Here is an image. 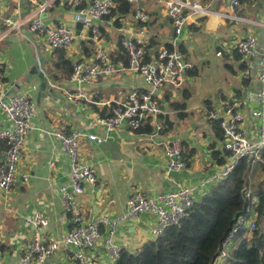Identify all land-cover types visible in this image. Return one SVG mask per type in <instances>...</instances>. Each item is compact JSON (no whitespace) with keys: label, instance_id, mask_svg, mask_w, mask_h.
<instances>
[{"label":"crops","instance_id":"crops-1","mask_svg":"<svg viewBox=\"0 0 264 264\" xmlns=\"http://www.w3.org/2000/svg\"><path fill=\"white\" fill-rule=\"evenodd\" d=\"M168 1L146 0L142 2L141 8L148 16V21L144 24L135 23L131 15L125 17L111 16L112 27L102 24V44L104 49L111 54L113 60H118V55L124 54L119 46L120 40L130 33H138L141 28L148 33L149 43L147 49L150 53H155L161 46L169 44L174 37V33L165 11V5ZM197 1L207 7L211 14L198 20L200 27L194 26L190 21L179 38L181 51L184 53L186 61L193 65V70L188 71L181 86L165 88L158 95V101L163 111L161 116L168 117V122L172 125L177 120L185 119L189 112L194 110L202 118L204 116L207 119L206 108L223 107L231 103L233 99L244 97L247 91L254 93L260 88L257 81L260 60L252 58L242 63L239 58L236 59L237 55L234 51L238 39L258 33L259 27L256 26V23L264 22L260 16L255 14V11H251L255 3H252L251 0V3L244 2L240 4L234 15L236 17L238 15L237 18L243 19L245 22L238 23L229 19H225V22L222 17L217 16V14L228 13L226 0ZM62 2V0H57L54 6L43 14L42 19L49 26L66 22L67 25L74 28L76 38L69 49L63 50L65 58L70 64L76 60H89L94 56L95 49L93 43L88 39V32L71 22L69 9ZM15 10L16 4L14 2L0 0V64L5 68V91L10 87L12 91L7 92L8 94H26L29 96L36 106V116L33 120V129L26 137L17 167V175H27L28 182L23 183L18 178L9 194H5L0 190V223H2L4 229V233L0 234V243H7L11 251V254L0 257V264L3 262L5 264L17 262L27 252L34 232L32 228L26 227L23 223L27 215L36 212L45 214L49 224L41 233L46 240L60 238L73 228L70 216L63 211L59 194L60 188L65 187L69 180V161L62 152L60 145L47 133L62 129L66 132H76L78 134L99 133L93 125L95 117H105L118 98L123 97L130 90L143 86L139 76L122 72L114 78H98L83 86L87 95L86 101L77 104L67 102L64 91L77 85L71 83L70 78L67 80L58 78L60 70L54 68L57 56L54 51L45 46L42 38L27 34V32H25L27 37L21 36L4 25L7 18L17 17ZM31 11L32 7L23 0L19 7V15L23 18L30 15ZM118 18L119 26H116L115 21ZM236 24H239L238 27L245 24L254 27V29L245 32L241 37H237L239 35L231 27V25L235 26ZM201 29L205 31L202 37L197 36ZM226 33L229 34L228 37L231 40L237 39L234 41L235 43L231 42L234 44H232L233 52L231 56L237 62V68L240 69L242 64H245L244 69L252 66L254 69L251 72V77L246 80L242 79V70L240 69L238 84L235 86L230 85L226 94L227 97L220 93L221 95L218 97H211L210 101H205L206 98H204L203 105L194 104V101L197 100L192 99L195 94V85L194 87L187 85L186 88L182 89L181 94H178L179 89L184 84H188L191 79L198 77L200 73L196 69V63L190 58L197 47L191 44V40H199L209 36L210 44H221L225 43ZM89 42L91 47H89ZM208 44L206 43L205 46ZM85 48H93L92 50H94V53L88 58L85 56ZM218 52L221 51L218 50ZM38 58L43 59L40 67L44 73L45 86L42 85L41 76L35 73L33 68ZM119 60L124 61L121 58ZM230 70L234 73L232 68ZM193 72H196V74L191 75ZM246 101L247 108L257 109L259 107L256 98L246 99ZM173 102L185 103L186 109L180 112V114H184L183 118L178 117V113L170 108V104ZM247 108H244L246 115L244 127L251 134L256 122L248 117ZM205 123L206 128L201 137L197 139L193 136L183 135L180 137L178 133H173L174 125L170 132L160 138V141L163 142L178 140L180 147L182 142H186L196 152L184 172L170 176L171 178L167 175L166 160L162 153V147L156 145L158 139L149 141L146 135L131 137L122 132L120 134L112 133L103 145L81 140V158L96 169L95 185H86L84 194L76 197L83 222L89 223L95 218L103 216L116 218L125 211L126 202L115 201L109 193V187L105 180V170L108 173V171L117 170L119 172L120 169L127 186L125 189L127 198L134 191H140L146 196H156L174 190L179 184L199 186L200 182L218 167L212 159L210 145L215 144V150L222 152L221 143L214 139L206 120ZM6 126L7 123L0 111V129ZM140 142L143 143L137 144ZM153 147L161 149V154L159 155L155 149H152ZM1 157L2 153L0 159ZM256 171L255 168L252 169L249 175L250 184L253 180L259 178H261L259 181H264V177H262L264 174L260 177V174ZM201 196V194H198L197 198ZM152 226V220L141 215L137 221L126 222L120 227L115 242L124 246L123 251H135L143 243L151 240L149 231ZM97 252L99 254L103 253L102 239L97 246ZM51 263L73 264L70 258L61 252L52 258Z\"/></svg>","mask_w":264,"mask_h":264},{"label":"built area","instance_id":"built-area-1","mask_svg":"<svg viewBox=\"0 0 264 264\" xmlns=\"http://www.w3.org/2000/svg\"><path fill=\"white\" fill-rule=\"evenodd\" d=\"M11 1L16 4L17 17L4 21V25L11 31L25 37H27L25 32L39 36L51 51H63L72 46L76 38L73 27L66 22L49 26L42 19L43 14L51 9L57 0H25L32 7V11L23 18L19 15V7L23 0ZM62 1L69 9L71 22L88 32V39L95 49L94 56L89 60L72 62L70 82L77 86L64 91L67 102L77 104L86 101L87 95L83 86L98 78H114L122 72L139 76L143 86L130 90L118 98L105 117H95L93 125L99 133L78 134L63 129L47 133L60 145L69 161V180L65 187L60 188L59 194L63 211L70 216L73 228L60 238L46 240L41 233L49 224L45 214L36 212L27 215L23 223L34 232L27 252L21 259L11 264H53L52 258L60 252L67 255L73 264H114L124 249V246L115 242L116 234L124 223L135 222L141 215L147 216L153 222L149 231L150 239L155 240L167 228L179 226L203 194L211 186L224 180L240 161L247 160L252 166L264 164V22L256 23L259 27L258 33L238 39L234 46L240 62L244 63L252 58L260 60V71L257 74L259 90L254 93L247 91L246 97L233 99L223 107L205 109L207 119L219 121L223 135L220 148L225 154L224 164L204 178L199 186L179 184L174 190L156 196H146L140 191H134L127 198L125 211L119 217L103 216L84 223L76 197L84 194L86 185H95L96 169L81 158V140L103 145L112 133L125 132L135 137L138 136L136 131L148 121L154 130L147 138L149 141L158 139L156 145L162 147L168 177L181 174L186 169L179 141H160L162 127L159 117L163 111L158 95L165 88L181 86L186 73L193 70V65L186 61L181 51L179 38L190 21L194 26L200 27L198 20L210 15L211 12L197 0H169L165 5V11L174 33L172 40L167 46H161L155 53H150L147 49L149 37L146 30L141 28L136 34L130 33L119 42L126 56L125 62L113 60L102 44L101 26L106 24L112 27L114 0ZM144 1L146 0H126L133 8L132 18L135 23L144 24L148 21L147 14L141 8ZM226 1L228 13L217 16L235 22H245L234 15L242 0ZM217 56H222L221 52H217ZM253 69L249 66L242 70L241 78L249 79ZM4 76L5 68L0 64V111L7 123L6 127L0 129V144L5 146L0 159V190L9 194L18 178L23 183L28 182L27 175H17V167L26 137L33 129L36 106L26 94L6 93ZM251 98H256L259 102L257 109L247 108L246 99ZM244 108L248 109V117L256 122L251 134L244 127L246 117ZM198 194L202 196L197 198ZM243 195L248 205L243 215L237 217L232 225L215 264L224 261L239 232L252 233L256 230L259 196L251 189L250 184L244 189ZM101 239L103 253L99 254L97 246Z\"/></svg>","mask_w":264,"mask_h":264},{"label":"trees","instance_id":"trees-1","mask_svg":"<svg viewBox=\"0 0 264 264\" xmlns=\"http://www.w3.org/2000/svg\"><path fill=\"white\" fill-rule=\"evenodd\" d=\"M114 2L115 8L111 16H133V8L126 0H114ZM244 2L251 3V0L241 1V3ZM115 25L119 26V18L115 21ZM89 47H91L90 42ZM92 49L85 48L84 52L87 58L94 53ZM54 53L57 56L54 68L60 70L58 78L67 80L71 76V64L65 58L63 51H54ZM117 58L126 62L124 54L118 55ZM236 59L238 60L237 56ZM244 68L245 64H242L240 69ZM195 74L196 72L191 73V75ZM185 97L187 98L186 95ZM170 108L178 113V117H184V114H180V112L186 109L185 103L173 102L170 104ZM159 120L162 127L160 135L162 136L170 132L173 125L168 122L166 116H160ZM206 122L214 139L222 143L223 135L219 121L208 119ZM153 130L147 121L136 131V134L147 136L153 134ZM180 148L183 161L188 166L196 152L186 142H182ZM4 149L5 146L0 144V156ZM209 149L212 159L218 166H222L225 154L216 151L215 144H211ZM252 167L249 161H240L224 180L211 186L203 194L179 226L167 228L161 236L143 243L135 251H123L114 264H215L232 225L237 217L243 215L248 205L243 191L249 186ZM251 187L260 200L256 230L252 233L239 232L233 240L232 248L221 264H264V181ZM6 254H11L9 245L5 242L0 243V257H4Z\"/></svg>","mask_w":264,"mask_h":264},{"label":"rangeland","instance_id":"rangeland-1","mask_svg":"<svg viewBox=\"0 0 264 264\" xmlns=\"http://www.w3.org/2000/svg\"><path fill=\"white\" fill-rule=\"evenodd\" d=\"M252 3H255L254 7L251 8V11H255V14L260 16L261 20L264 21V0H252ZM250 6V5H249ZM239 13V12H238ZM254 13V12H252ZM236 14V13H235ZM238 17V15H237ZM250 18V17H249ZM251 19V18H250ZM225 20V19H223ZM255 20V19H252ZM226 22V20H225ZM240 23V22H238ZM239 24L231 25V27L236 30V34L239 35L237 37L243 36V34L252 28L251 26L243 24L242 27H238ZM250 25V24H249ZM230 27V25H228ZM204 29L199 31L197 36H204ZM227 36L225 38V43L221 44H210L211 40L209 36H205L203 39L199 40H191V44L197 46L196 51L190 55V58L193 59L194 63H196V69L198 70L199 76L191 79L188 84H184L182 88L179 89L178 94H181L182 89L186 88L187 85L194 87L195 85V94L192 99L195 100L194 104L203 105L206 100H211L210 98L218 97L221 95H225L227 97V93L229 91V87L231 84L234 86L238 84V77L240 75V69L237 68V62L232 59V44L231 42L236 41L237 39H230L229 34L226 33ZM233 38V37H232ZM210 40V42H209ZM199 42V44H197ZM206 43H209L205 46ZM235 43V42H234ZM234 45V44H233ZM40 48V47H39ZM221 51L222 56H217V52ZM230 68L233 69L234 73L231 72ZM208 97V98H207ZM204 98L205 101H204ZM190 104V101H189ZM193 104V105H194ZM191 112V113H190ZM189 115L182 120H177L173 122V133H178V136H193L195 139L201 137L202 132L206 128L205 120L207 119L194 111H190ZM197 112V111H196ZM143 142L137 143L141 144ZM139 149V148H138ZM137 149V150H138ZM160 155L161 149L152 148ZM139 152V151H138ZM163 153V151H162ZM141 154V153H138ZM257 170L256 172L260 174V177L264 174V164L260 166L254 165L252 169ZM251 169V171H252ZM251 173V172H250ZM106 175L105 180L109 187V193L112 195L111 197L117 202H126L127 193H126V183L122 178V175L117 171H108L104 172ZM264 177V175L262 176ZM261 178L253 180L252 183L249 184L251 186L256 183L262 182L259 181ZM252 188V187H251ZM109 204V203H108ZM2 223H0V234L3 231ZM264 230V224H263ZM1 238V237H0ZM2 264H5L4 262Z\"/></svg>","mask_w":264,"mask_h":264},{"label":"water","instance_id":"water-1","mask_svg":"<svg viewBox=\"0 0 264 264\" xmlns=\"http://www.w3.org/2000/svg\"><path fill=\"white\" fill-rule=\"evenodd\" d=\"M43 63V59L42 58H38L37 62L34 64V70H35V73L39 74L41 76V82H42V85L45 86V78H44V73L43 71L41 70V64ZM12 91V88L8 87L6 89V93H10Z\"/></svg>","mask_w":264,"mask_h":264}]
</instances>
